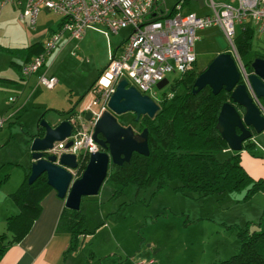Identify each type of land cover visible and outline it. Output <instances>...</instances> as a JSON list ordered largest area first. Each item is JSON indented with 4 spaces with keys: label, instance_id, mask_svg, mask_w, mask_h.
<instances>
[{
    "label": "rangeland",
    "instance_id": "1",
    "mask_svg": "<svg viewBox=\"0 0 264 264\" xmlns=\"http://www.w3.org/2000/svg\"><path fill=\"white\" fill-rule=\"evenodd\" d=\"M176 1L159 0L158 4L160 9L167 10ZM182 10L198 15L210 13V0H185ZM19 11L15 3L2 7L0 47H25L35 40L44 41L60 20L59 15L42 8L34 26L30 27L19 17ZM240 28L235 24L234 37ZM130 29L128 25L114 33L105 24L92 22L80 38L63 35L42 66L47 76L57 77L53 87L30 81L22 89L21 81L17 85L7 83L3 75L5 69L11 67L14 54L0 49V120L5 118L0 126V178L9 173V178L0 181V192L4 187L16 188L21 182L30 160V137L42 119L58 123L67 116L66 111L72 105L76 112L89 107L99 109V103L89 106L90 84ZM197 34L201 35L195 42L197 60L203 53L206 62L221 48L232 50L219 25L197 30ZM262 52L264 35L254 31L250 51L242 57L238 54L246 61ZM165 76L168 82L161 88H153L155 96L183 90L179 71L167 72ZM8 95H14L15 99L9 100ZM133 113L127 110L117 113L116 117L121 124H131L136 130ZM229 154L220 149L216 157L222 160ZM176 184L178 180L173 179L156 189L155 182L146 187L130 183L121 193L113 195L111 184L104 180L97 193L81 197L86 231L75 250L65 256L66 247L61 251L60 262L211 264L215 259L237 252L239 241L234 224L243 226L248 222L252 229L258 227L256 223L260 220L264 226V204L257 194L242 199V191L233 190L195 197L175 190ZM1 201L2 198L0 204ZM58 233L68 236L65 231ZM67 238L69 240V236Z\"/></svg>",
    "mask_w": 264,
    "mask_h": 264
},
{
    "label": "trees",
    "instance_id": "2",
    "mask_svg": "<svg viewBox=\"0 0 264 264\" xmlns=\"http://www.w3.org/2000/svg\"><path fill=\"white\" fill-rule=\"evenodd\" d=\"M173 11L172 6L169 12ZM253 33V27L247 25L240 28L234 37L241 57L250 51ZM43 42L36 40L25 47L0 49L10 53L21 51L26 61L43 50ZM254 56L264 57V52ZM251 60L252 58L243 61L248 71L252 69ZM199 71L194 63L179 78L183 83V90L172 92L170 96L163 94L155 114L152 117L142 115L136 121V131L143 127L148 130L149 152L144 155L133 151L129 160L121 164L109 162L104 180L111 184L113 195L121 193L130 183L136 184L137 187H146L155 182V188L160 189L173 179L178 180V184L174 185L175 190L195 197L234 190L242 191L241 198L247 199L264 188V179L252 177L242 166L239 150H232V153L222 160L216 157L218 150L228 146L215 124L222 103L229 99V91L221 88L217 93H213L211 87L206 84L195 93L192 92L193 81ZM262 102L264 104V101ZM75 112L72 105L66 111L65 118ZM43 132L44 127L38 123L37 131L31 134L30 138L42 135ZM249 146L250 138H247L243 141L242 148ZM85 164V161H79L80 174ZM29 172L28 167L19 185L9 192L18 211L5 218L6 229L0 232V252L8 244L18 242L27 234L39 215L42 197L52 188L47 183L44 172L32 182H28ZM8 177L7 172L0 181ZM83 223L84 213L80 207H62L57 229L67 232L69 236L63 256L78 247L86 231ZM256 225L258 227L250 229L248 222L243 226L234 224L239 241L237 252L226 258L215 259L211 264H264V226H261L260 220Z\"/></svg>",
    "mask_w": 264,
    "mask_h": 264
},
{
    "label": "built area",
    "instance_id": "3",
    "mask_svg": "<svg viewBox=\"0 0 264 264\" xmlns=\"http://www.w3.org/2000/svg\"><path fill=\"white\" fill-rule=\"evenodd\" d=\"M159 0H0V12L6 3H15L20 7L19 17L33 27L43 8L60 16L54 30L43 42V50L20 64L23 77L37 72L45 63L46 56L57 45V41L66 35L68 38H80L88 24L101 22L110 31L131 26L123 44L113 51L107 65L99 72L90 86L92 98L89 106L100 105L98 110L90 107L69 116L71 132L60 140H54L45 154L62 152L73 153L76 166L67 169L71 180L78 177L79 161L88 160L92 151L100 149L92 133L94 124L101 111L107 108L109 97L120 77H125L128 84L134 85L141 93L148 94L156 102L161 96L153 94L156 83L166 77L170 71H179L182 75L196 61L194 49L198 38L197 30L211 25H219L227 40L230 51L240 71V79L246 83L253 101L264 114V104L255 95L248 81V71L239 56L234 42L235 24L241 28L253 27L254 31L264 35V0H210L211 12L198 15L182 10L183 0L173 5V12L162 10ZM38 82L53 87L58 79L54 75L38 74ZM170 96L172 93H164ZM154 96V97H153ZM8 99L13 101L14 95ZM91 111L88 118L85 112ZM5 118L0 120V126ZM67 141H70L66 145ZM139 264H141L139 262Z\"/></svg>",
    "mask_w": 264,
    "mask_h": 264
},
{
    "label": "water",
    "instance_id": "4",
    "mask_svg": "<svg viewBox=\"0 0 264 264\" xmlns=\"http://www.w3.org/2000/svg\"><path fill=\"white\" fill-rule=\"evenodd\" d=\"M47 10V8H44ZM252 69L248 73L249 84L255 95L264 101V57L254 56L250 62ZM168 82L163 77L156 83L161 88ZM209 85L213 93L221 88L229 91V99L219 109L216 128L232 150H240L243 141L252 136V132L264 129V114L253 101L246 83L240 79L237 63L227 50L217 52L194 78L192 92L204 85ZM107 108L97 117L92 136L100 149L92 151L81 174L71 180L67 166L74 167L77 162L73 153L62 152L45 154V149L52 146L54 140H60L71 132L72 125L68 118L51 124L42 119V135L33 136L30 144V172L28 182L45 173L47 183L63 199L64 205L72 209L80 207L81 197L98 192L104 181L108 164H121L129 160L133 151L144 155L149 152L147 143L148 130L143 127L136 131L131 124H121L117 113L127 110L134 112V120L140 116L152 117L159 108L158 102L146 93H141L134 85L128 84L125 77H120L112 91ZM90 110L85 112L88 118ZM70 141H67L68 145Z\"/></svg>",
    "mask_w": 264,
    "mask_h": 264
},
{
    "label": "crops",
    "instance_id": "5",
    "mask_svg": "<svg viewBox=\"0 0 264 264\" xmlns=\"http://www.w3.org/2000/svg\"><path fill=\"white\" fill-rule=\"evenodd\" d=\"M199 30L203 31L204 28ZM200 37L201 35L199 34L197 40H199ZM123 41L122 38L119 45H121ZM119 45L115 47L114 51H117L120 47ZM221 50L224 49L221 48L218 51ZM11 54H14L13 58L10 60L11 67L5 69V75H3L6 82L12 85H17L19 81H21L22 89L26 86V83H29L30 81L37 84L38 74L45 73L44 69L42 70L41 67L37 72L27 77H23L20 71V64L24 61L23 53L19 51ZM197 55L198 54L196 53L195 64L197 67H200L201 70L211 58L204 62V53L202 54L203 57L200 56L198 58L199 60H197ZM223 150L232 153V149L228 146ZM239 156L242 166L252 177L264 179V129L252 134L250 137V146L248 148H241L239 150ZM30 161L31 160H29V164L25 167L24 171L29 167ZM10 187H4L0 192V198H2L0 204V232L6 229V216L18 211L16 204L9 196V192L15 188ZM254 194H257L262 198L263 205L264 188L258 190ZM63 206V199L56 194V191L53 188L48 190L41 199L39 215L32 223L30 230L18 242L8 244L5 249L0 252V264H59L61 251L66 247L68 242V236L59 235L58 231L60 230L57 229L58 218ZM137 264L139 263L137 262Z\"/></svg>",
    "mask_w": 264,
    "mask_h": 264
}]
</instances>
